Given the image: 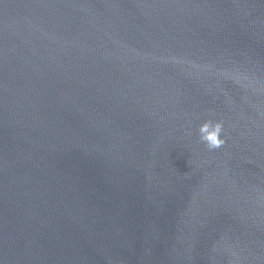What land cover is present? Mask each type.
<instances>
[{
    "label": "water",
    "instance_id": "obj_1",
    "mask_svg": "<svg viewBox=\"0 0 264 264\" xmlns=\"http://www.w3.org/2000/svg\"><path fill=\"white\" fill-rule=\"evenodd\" d=\"M0 264H264V0H0Z\"/></svg>",
    "mask_w": 264,
    "mask_h": 264
},
{
    "label": "clouds",
    "instance_id": "obj_2",
    "mask_svg": "<svg viewBox=\"0 0 264 264\" xmlns=\"http://www.w3.org/2000/svg\"><path fill=\"white\" fill-rule=\"evenodd\" d=\"M222 123L220 121L205 120L198 127L199 139L211 150L220 148L224 143L221 136Z\"/></svg>",
    "mask_w": 264,
    "mask_h": 264
}]
</instances>
